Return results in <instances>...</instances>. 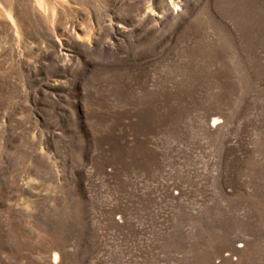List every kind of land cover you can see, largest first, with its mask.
<instances>
[{
	"label": "rangeland",
	"instance_id": "1",
	"mask_svg": "<svg viewBox=\"0 0 264 264\" xmlns=\"http://www.w3.org/2000/svg\"><path fill=\"white\" fill-rule=\"evenodd\" d=\"M0 264H264V0H0Z\"/></svg>",
	"mask_w": 264,
	"mask_h": 264
}]
</instances>
